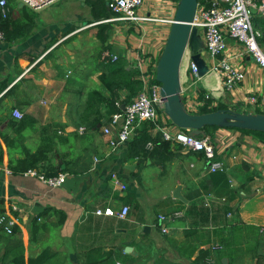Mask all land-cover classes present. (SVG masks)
<instances>
[{"label":"crops","instance_id":"0c3cea01","mask_svg":"<svg viewBox=\"0 0 264 264\" xmlns=\"http://www.w3.org/2000/svg\"><path fill=\"white\" fill-rule=\"evenodd\" d=\"M84 1L78 0L76 5L88 7V17L78 8L77 21L72 25L38 22L39 12H35L27 37L12 44L0 41V83L12 82L5 92L17 87L6 99L13 106L12 112L20 110L38 126L57 125L53 130L62 137L73 133L83 137L78 144L73 137L67 144L58 145L53 162L62 165V154L65 161L77 162L74 169L83 172L66 173L65 183L55 188L36 177L12 174L9 153L1 141L4 162L0 166V200L4 201L5 215L14 218L21 230L26 258L43 252L29 241L31 220L45 214L40 223L54 226L63 212L64 225L41 236L61 264H82L84 254L98 248L104 253L114 251L116 264H264V140L260 136L232 129H217L204 136L212 138L218 147V159L225 168L220 172L229 181L224 188L217 177L211 178L213 173L203 153L187 152L171 143L165 153L151 155L152 149L146 147L148 156H141L137 149L130 150L136 137L113 151L99 127L101 123L98 130H86L82 116L87 94L100 86L99 76L109 55L125 58L127 67L136 69L141 55L160 58L170 30L162 28L161 33L145 35L135 25L113 23L106 44L111 49L104 50L98 38L104 33L88 0ZM110 1L106 0V9L111 13ZM155 1L145 0L141 13H147ZM10 2L18 10L27 8L16 0ZM18 10L14 18L22 16ZM255 15L258 29L264 19ZM84 44L90 50L98 45L99 49L89 54L90 60L80 61L77 51ZM228 53L245 73L244 81L233 92L226 90L221 77L212 71L211 57L207 55L210 73L204 78L191 74L188 57L181 76L182 94L190 112L196 113L200 104L211 101L213 108L264 113V70L232 39H228ZM31 83L40 87L41 96L36 98L31 93ZM253 96L258 103L250 102ZM12 112L10 117L15 119ZM4 115H0V130L13 136ZM150 133L155 137L158 131ZM25 135L26 144L35 151L39 135ZM75 145L77 149H71ZM178 187L181 198L174 197ZM107 208L116 213L124 208L129 211L125 218L96 215L98 209ZM161 217L167 220L161 221ZM126 248L132 250L127 253Z\"/></svg>","mask_w":264,"mask_h":264},{"label":"built area","instance_id":"2783aa9c","mask_svg":"<svg viewBox=\"0 0 264 264\" xmlns=\"http://www.w3.org/2000/svg\"><path fill=\"white\" fill-rule=\"evenodd\" d=\"M16 1L37 11L60 0ZM178 3L179 0H156L148 12L142 14L145 0H111L109 10L112 17L98 24L121 23L127 26L135 25L145 35L161 33L162 28L170 30L173 25ZM8 4L9 0H0L3 18L9 16ZM256 13L264 19V0H213L210 7L199 4L197 9L193 25L202 36L207 55L214 61L212 71L221 77L225 89L230 92L235 91L244 81L245 73L234 65L235 57L232 53H228V39L240 45L244 55L252 57L264 70V50L259 44L262 34L254 26ZM3 40L4 33L0 26V41ZM143 58L142 55L139 56L140 62L136 68L140 72L138 80L143 85L142 91L128 106H124L122 113H115L109 121L104 120L101 123L102 133L109 138L108 143L112 150H118L132 141L143 124L154 123L158 133L162 134L163 140L178 144L187 152L203 153L211 173L224 171V163L218 159V147L212 138L191 136L188 131L177 128L165 114L161 85L156 80L159 58L155 59L148 55ZM117 59L118 57L115 56L113 61ZM189 70L193 76L198 77L197 67L193 63ZM208 99L209 97L206 96V100ZM250 102L258 103L257 97H251ZM203 105L204 103L199 106ZM12 116L17 120L24 118V114L18 109L13 110ZM147 149H153V144L149 143ZM24 176L36 177L53 188L62 186L67 177L66 174H60L57 177L48 178L37 170H30ZM121 187L123 190L126 189L125 186ZM128 211L129 208H124L120 213H116L111 208L98 209L96 215L125 218ZM164 220L167 218L161 217V221ZM0 225L6 233L12 234L16 220L5 215L0 218ZM166 231L163 229V232Z\"/></svg>","mask_w":264,"mask_h":264},{"label":"trees","instance_id":"16d2710c","mask_svg":"<svg viewBox=\"0 0 264 264\" xmlns=\"http://www.w3.org/2000/svg\"><path fill=\"white\" fill-rule=\"evenodd\" d=\"M213 0H199L200 5L210 7ZM89 5L92 7L94 16L98 19V22L110 19L112 14L106 9V0H88ZM10 13L7 18H3L0 10V26L4 33V42L12 44L17 40L25 38L32 31L34 23L35 11L30 8H23L18 10L16 6L9 3ZM18 10L23 13L20 18H14V11ZM104 36L98 34L99 40L103 43L104 50H110L108 42V33L110 32V24H99ZM258 30L261 31L262 36L259 39V44L264 48V20L258 23ZM128 63L123 57H119L116 61L109 59L105 67L99 76L100 86L91 90L87 94V100L85 102V115L82 116V123L86 126V130L92 131L97 129L99 123L103 120L109 121L111 116L115 113H122L123 106H128L132 100L139 95L142 91V83L138 80L140 72L135 68H128ZM12 83V82H11ZM10 82L0 83V115L5 114L8 111V105L6 99L11 96L17 89L13 87L9 91L5 92ZM5 92V93H4ZM122 92L125 93V97L122 96ZM211 101L206 103L196 112L197 114H206L222 109L223 107L213 108ZM240 111V110H239ZM193 113V112H191ZM92 115L94 119L90 120ZM8 127L12 129L14 135H8L0 130V166L4 162V149L1 141L5 144L9 153V169L14 175H24L30 170H37L41 174H44L48 178L57 177L60 174H74L78 175L83 170H75L74 167L77 162H67L61 155L63 164H55L54 158L58 153V145L67 144L71 138L75 137V144L83 140L82 136L77 133L71 134L69 137H62L58 135L57 130H53V126L57 125H45L38 126L37 122L30 116H24L22 120H15L8 115ZM156 129V124L145 123L137 131L136 138L132 142L130 150L137 149V154L141 156H148L146 149L148 143L153 144L151 155H155L157 152L168 151L171 147V142L165 141L162 138V134L158 133L155 137L151 135V130ZM219 128L211 127L206 128L204 131L209 134L210 131L217 130ZM98 130V129H97ZM238 130V129H232ZM245 133H253L264 140V133L251 132L238 130ZM25 132L37 133L39 135V144L35 151L30 149L26 144L27 138ZM200 136L198 138H203ZM77 149L75 147L71 149ZM75 155V153H72ZM79 158V154L77 155ZM204 158L205 156L202 155ZM63 165L66 167L63 169ZM217 177V182L222 184L224 188L229 185L228 178L224 172H215L211 175V178ZM4 201L0 200V218L5 216V209L3 208ZM46 213V212H45ZM45 214H39L31 220L30 226V243L37 248H43V252L36 258H26L25 245L20 234L21 230L18 226H14L12 234L5 232L0 225V264H61L58 262L57 254L54 253L50 245L44 241L41 236L45 235L48 230L53 232L57 227L64 225L66 220V214L59 213V218L56 225L51 223H40V218ZM116 256L114 251L107 253L102 252L100 248L90 249L84 254V260L82 264H116Z\"/></svg>","mask_w":264,"mask_h":264},{"label":"water","instance_id":"95a60500","mask_svg":"<svg viewBox=\"0 0 264 264\" xmlns=\"http://www.w3.org/2000/svg\"><path fill=\"white\" fill-rule=\"evenodd\" d=\"M198 6L199 0H179L174 23L158 60L156 80L161 85L165 114L177 128L188 131L193 137L206 136L204 130L211 127L264 133V113L220 109L197 114L188 110L182 94L181 73L185 58L188 56L197 67L198 77L204 78L210 73L205 43L193 25ZM180 191L178 187L174 197L181 198ZM131 250L126 248L125 251Z\"/></svg>","mask_w":264,"mask_h":264},{"label":"rangeland","instance_id":"374dc122","mask_svg":"<svg viewBox=\"0 0 264 264\" xmlns=\"http://www.w3.org/2000/svg\"><path fill=\"white\" fill-rule=\"evenodd\" d=\"M87 0L84 2L86 3ZM78 0H60L58 2L53 3L52 5H49L48 7H45L41 10H37L35 12H39L37 14L38 22H52L55 23L60 27L59 24L62 26L64 24L72 25L74 24L76 20V11L78 8L81 12H85L86 16L88 17L89 14V8L84 7L82 4L76 5ZM97 33V32H96ZM97 44V43H96ZM97 49H99V45L97 46L96 50L95 48H91L88 46V44L81 45L80 48L77 51L78 60L82 61L85 59L90 60L89 54L90 53H97ZM115 55H109V59L113 61ZM118 56V55H117ZM119 58V56H118ZM75 62V60H73ZM188 62V56L185 58L183 65L186 66ZM74 71H77V62L73 64ZM73 71V72H74ZM32 86L31 93L37 98L38 96L42 95V92L40 91V87L37 86L36 83L29 84V87ZM123 97L126 95L125 93H122ZM39 101L35 100V105H37ZM8 105V111L5 113L4 118H7L8 115L11 114L13 106L10 104Z\"/></svg>","mask_w":264,"mask_h":264}]
</instances>
